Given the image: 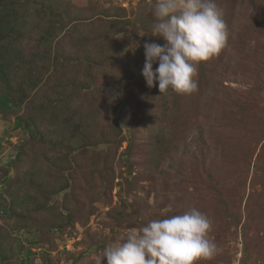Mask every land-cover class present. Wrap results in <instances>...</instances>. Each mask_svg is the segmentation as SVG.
<instances>
[{"label":"rangeland","instance_id":"374dc122","mask_svg":"<svg viewBox=\"0 0 264 264\" xmlns=\"http://www.w3.org/2000/svg\"><path fill=\"white\" fill-rule=\"evenodd\" d=\"M151 3L0 0V264H95L193 207L199 264H264V0H215L228 40L188 94L142 75Z\"/></svg>","mask_w":264,"mask_h":264},{"label":"clouds","instance_id":"9594fccd","mask_svg":"<svg viewBox=\"0 0 264 264\" xmlns=\"http://www.w3.org/2000/svg\"><path fill=\"white\" fill-rule=\"evenodd\" d=\"M151 34L164 46L145 42L142 75L161 94H188L198 88V66L217 56L228 40L215 0H154ZM158 67L153 70V65ZM172 211L169 204L165 210ZM212 221L193 207L182 214L150 220L128 230L119 246H107L95 264H199L219 251L209 233Z\"/></svg>","mask_w":264,"mask_h":264}]
</instances>
